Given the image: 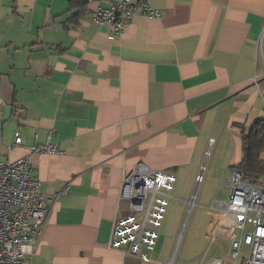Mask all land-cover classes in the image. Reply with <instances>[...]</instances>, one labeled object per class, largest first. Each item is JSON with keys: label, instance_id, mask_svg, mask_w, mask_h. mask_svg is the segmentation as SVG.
Returning a JSON list of instances; mask_svg holds the SVG:
<instances>
[{"label": "crops", "instance_id": "0c3cea01", "mask_svg": "<svg viewBox=\"0 0 264 264\" xmlns=\"http://www.w3.org/2000/svg\"><path fill=\"white\" fill-rule=\"evenodd\" d=\"M84 1L73 17L70 0H0V158L34 143L62 149L31 155L40 191L54 197L30 264H170L161 249L173 243L159 245L170 203H192L180 191L199 179L206 148H231L210 166L216 196L227 193L210 204L213 241L242 131L264 117V0H147L160 15L134 11L114 38L90 18L102 3ZM135 165L175 177L149 261L111 245ZM215 259L238 264L228 249L202 264Z\"/></svg>", "mask_w": 264, "mask_h": 264}, {"label": "built area", "instance_id": "2783aa9c", "mask_svg": "<svg viewBox=\"0 0 264 264\" xmlns=\"http://www.w3.org/2000/svg\"><path fill=\"white\" fill-rule=\"evenodd\" d=\"M89 1L102 3L91 8L89 15L97 25L111 28L109 38L121 32L134 11L147 18L160 15L147 0ZM21 141L20 132L15 131V144ZM28 150L27 155L15 160L0 158V264H30L48 218L47 203L54 197L40 191L31 155L60 154V145L34 143ZM229 175V195L218 207L219 221L213 237L221 234L228 238V256L238 264H264V171L250 175L233 167ZM174 180L173 174L144 165H135L124 175L120 199L128 202L129 212L114 223L113 247L130 245L143 261L150 260L146 251L155 245L167 204L164 197ZM243 246L249 248L246 259ZM220 263V259L213 261Z\"/></svg>", "mask_w": 264, "mask_h": 264}, {"label": "rangeland", "instance_id": "374dc122", "mask_svg": "<svg viewBox=\"0 0 264 264\" xmlns=\"http://www.w3.org/2000/svg\"><path fill=\"white\" fill-rule=\"evenodd\" d=\"M230 149L206 148L198 171L200 180L196 178L189 190L184 186L183 191L181 190L183 187L177 185L176 190H181L180 196L191 199L192 203L172 201L162 220L159 245L164 244L166 248V245L173 243L170 250L161 249V252L169 254L170 264H202L204 260L224 256L227 253V238L219 234L212 241L206 237V231L212 221V212H214L210 208L213 198H224L227 194L222 190L221 196H216L217 180L210 181V166L217 154L221 158ZM182 204L183 209L179 211L178 208ZM248 252V246H243L244 259L247 258ZM164 253L161 255L163 256Z\"/></svg>", "mask_w": 264, "mask_h": 264}, {"label": "trees", "instance_id": "16d2710c", "mask_svg": "<svg viewBox=\"0 0 264 264\" xmlns=\"http://www.w3.org/2000/svg\"><path fill=\"white\" fill-rule=\"evenodd\" d=\"M71 6L76 7L77 12L73 16L81 13L85 1L70 0ZM242 158L232 165L241 172L250 175H259L264 171V160L261 153L264 149V117L256 118L248 128L242 131Z\"/></svg>", "mask_w": 264, "mask_h": 264}]
</instances>
